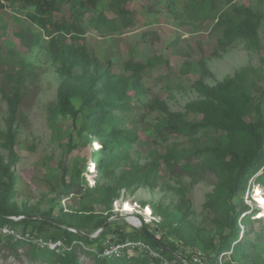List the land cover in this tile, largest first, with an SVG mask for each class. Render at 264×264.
<instances>
[{
  "label": "rangeland",
  "instance_id": "1",
  "mask_svg": "<svg viewBox=\"0 0 264 264\" xmlns=\"http://www.w3.org/2000/svg\"><path fill=\"white\" fill-rule=\"evenodd\" d=\"M131 5L130 29L107 5L104 17L95 24L91 13L81 16L63 2L46 29L31 25L27 14L32 8L24 9L18 2L0 10V153L6 163L8 154L1 147L8 117L4 96L20 95L17 161L12 168L16 183L8 199L0 191V205L5 200L20 212L21 216L9 219L28 218L35 226L30 229L34 234L20 224L14 231L0 227V264H59L56 257L45 259L36 247L15 245V240L41 244L59 233L60 222L82 224L92 231L104 218L105 225H123L130 233L140 224L147 225L161 241L175 245V255L188 263L200 255L207 264H264V217H260L264 210L258 203L264 198L263 187L251 180L231 200L216 164L187 156L210 143L214 133L177 137L168 127L174 113L199 121L186 109L201 97L198 82L215 86L247 70L255 85L264 84V21L260 49L248 50L242 42H219L221 29L215 24L228 7L227 0H133ZM234 5L264 14V0H235ZM54 23H73L75 30L62 37ZM65 48L85 49L90 58L110 63L115 80L125 85L121 109L114 110L112 117L128 133L129 147L122 152L111 149L106 170L101 165L92 169L100 151L96 144L102 147L96 137L81 132L80 122L76 126L71 118L55 113L62 83L69 75L76 79L84 73L62 60L57 51ZM136 64L144 65L141 73L126 71ZM136 86L137 92L132 90ZM74 103L81 108L79 98ZM117 143L123 139L111 141ZM117 155L112 163L111 157ZM65 170L68 195L61 194ZM115 193L119 196L110 206ZM58 202L66 213L57 216ZM124 203L133 205L134 211H124ZM232 205L240 214L235 233L246 241L221 253L229 240ZM132 218L135 223L128 221ZM80 264L98 263L81 254Z\"/></svg>",
  "mask_w": 264,
  "mask_h": 264
},
{
  "label": "trees",
  "instance_id": "2",
  "mask_svg": "<svg viewBox=\"0 0 264 264\" xmlns=\"http://www.w3.org/2000/svg\"><path fill=\"white\" fill-rule=\"evenodd\" d=\"M132 1L4 0L5 4L0 3V10L4 9L8 4L13 5L18 2L24 9L32 8V12L27 14L31 25L46 29L48 25H51L52 15L60 11L63 2L71 4V8L76 10L81 16L91 13L95 24L99 23L104 17L105 5H107V8L117 15L122 26L125 29H130L133 26L131 17L133 14L131 11ZM234 1L227 0V11L223 10L216 19L215 27L221 29L219 42L224 45L242 42L248 50H259V30L264 21V14L250 7L234 5ZM54 29L62 34V37L64 34H73L75 30L73 23L68 25L54 23ZM52 45H56V40L52 41ZM57 52L63 61L81 68L84 73L76 79L69 75L68 79L62 83L58 91L55 113L61 118H71L76 126L80 122L81 132H88L90 136L96 137L97 141L102 145L101 149H99L100 151H97L96 166L101 165L106 170L108 167L106 163L108 152L111 149L114 152H122L129 147V143L125 141L128 133L122 131L116 119L112 117L114 110L121 109L125 85L122 86L120 80H115L116 77L111 74L110 63L105 65L96 59L90 58L85 49L74 50L65 48ZM143 66L141 64L128 65L126 71L131 74L141 73L144 69ZM197 86L201 97L188 104L186 109L188 112L198 116L200 118L199 121L185 120V115L182 113L170 114V125H168L170 133L177 137L191 138L200 133H214L215 138L210 143L187 156L196 160L203 158L214 162L223 174L222 178L225 188L228 187L227 191L231 200L237 196L242 186L251 180L254 185H260L264 189V84L255 85L248 78L247 70H242L215 86H209L203 82H198ZM138 89L139 87L136 86L132 90L137 92ZM14 96H4L8 105V117L5 122L6 132L3 134L4 141L1 147L8 154L7 158H9V161L7 163V159L0 153V191L7 199L13 194L16 183L12 168L17 161L15 142L20 95L15 94ZM76 98L80 99L81 108L75 105L74 100ZM118 139H123V143L111 144L112 140ZM118 157L120 155L112 156V163ZM261 171L263 173L257 176ZM63 184L65 188L61 194L68 195L70 189L66 182V170L63 175ZM117 190L120 189L117 188ZM118 196L119 193H115L111 197L110 206ZM66 198L68 199L69 197L67 196L63 200L66 201ZM54 206H56L54 209H59L57 216L61 212L66 213L61 206V202L56 203ZM239 215L232 205L229 208L228 215L231 229L227 237L229 240L223 243L220 250L221 253L228 251L233 244H235L233 247L235 249L243 245V241H246L244 237L239 240V235L235 233ZM18 216H21L20 212L7 206L4 200L0 205V227L14 231L15 225L20 224L31 232L30 229L35 226L28 218H24L20 222L9 219L10 217ZM246 220L247 218H244L242 222H246ZM106 221L107 218H104L96 223L92 231H87V227L82 224L80 226L74 224L65 226L64 223L60 222L59 233L49 239H45L46 241L44 242L53 244L61 242L64 246L63 248L51 249L47 245L41 246V244H35L27 239H14L15 245L20 243L29 244L33 249L36 247L37 249L35 250L41 256H44V258L45 256H49L48 258L56 257L59 264H80L81 254L95 259L98 264H149V262L159 264L148 253H143L144 255L134 253V255L130 256L126 252L122 256L109 258L101 256L105 243L109 239L117 242H125L126 240L141 241L169 261L178 262L174 256L176 254L175 245L162 241L170 252L164 251L140 230L130 233L123 225H108L98 238L89 239L90 234L104 228ZM144 227L150 231L147 225H144ZM68 228L76 229L80 233H74ZM151 233L156 235L155 232ZM31 234L34 233L31 232ZM234 237L236 240H234ZM11 249L13 250V247Z\"/></svg>",
  "mask_w": 264,
  "mask_h": 264
},
{
  "label": "built area",
  "instance_id": "3",
  "mask_svg": "<svg viewBox=\"0 0 264 264\" xmlns=\"http://www.w3.org/2000/svg\"><path fill=\"white\" fill-rule=\"evenodd\" d=\"M0 3H4V0H0ZM72 231V230H70ZM76 233L75 231H72ZM97 234V233H96ZM39 242V241H38ZM41 246L47 245L49 248L54 249L57 247L63 248V244L61 242L58 243H44L43 241L40 242ZM127 252L128 255L132 256L134 253L138 255H144L143 253H148L153 259L159 262V264H207L205 258L201 257L200 255H195L191 257L190 263L181 259V261H169L161 254L153 251L148 245L141 241H131L126 240L125 242H117L116 240H107L105 243V248L101 254L102 257H112V256H122Z\"/></svg>",
  "mask_w": 264,
  "mask_h": 264
},
{
  "label": "water",
  "instance_id": "4",
  "mask_svg": "<svg viewBox=\"0 0 264 264\" xmlns=\"http://www.w3.org/2000/svg\"><path fill=\"white\" fill-rule=\"evenodd\" d=\"M107 228V225L104 226L96 235L94 236H89V239H96L98 238L104 231V229ZM69 230L75 231L76 233H80L78 230L73 229V228H68ZM137 230H140L144 235H146L151 241H153L157 246H159L162 250L170 252L168 247L153 233L148 231L143 224H140V226L137 228ZM82 234V233H81ZM84 235V234H83ZM177 260L181 261V258H179L177 255H174Z\"/></svg>",
  "mask_w": 264,
  "mask_h": 264
},
{
  "label": "bare ground",
  "instance_id": "5",
  "mask_svg": "<svg viewBox=\"0 0 264 264\" xmlns=\"http://www.w3.org/2000/svg\"><path fill=\"white\" fill-rule=\"evenodd\" d=\"M96 148H97V150L100 149V144H99V143L96 144ZM95 167H96V165H95V163H93V167H92V169H94ZM258 195H259V190H257V196H258ZM258 199H259V198H258ZM258 203H259V205L261 206L262 210H264V198H260V199L258 200ZM121 206L123 207V210L126 211V212H133V211H134V207H133V205H130V204H128V203H124V204H122ZM146 212H147L148 214H150V210H149V209H147ZM262 216H264V213H262ZM135 220H136V219L132 218V219H129L128 221H129L130 223H135Z\"/></svg>",
  "mask_w": 264,
  "mask_h": 264
}]
</instances>
